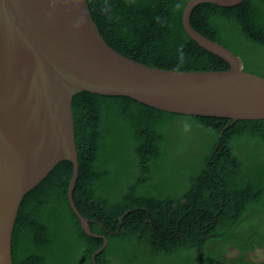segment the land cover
Instances as JSON below:
<instances>
[{
	"label": "trees",
	"instance_id": "1",
	"mask_svg": "<svg viewBox=\"0 0 264 264\" xmlns=\"http://www.w3.org/2000/svg\"><path fill=\"white\" fill-rule=\"evenodd\" d=\"M188 1L87 4L105 42L135 62L174 71L227 70L184 31ZM190 24L239 57L243 70L264 77V0L201 4ZM72 112L73 202L90 231L107 239L96 264H264L245 255L264 251V120L167 113L89 92L72 98ZM71 175V163L61 162L25 195L12 264H93L103 240L86 235L70 208Z\"/></svg>",
	"mask_w": 264,
	"mask_h": 264
},
{
	"label": "water",
	"instance_id": "2",
	"mask_svg": "<svg viewBox=\"0 0 264 264\" xmlns=\"http://www.w3.org/2000/svg\"><path fill=\"white\" fill-rule=\"evenodd\" d=\"M243 0H189L186 34L225 61L221 71H174L135 62L109 46L87 0H0V264H12V236L20 205L61 162L72 165L68 203L84 233L88 219L75 207L78 176L72 98L81 92L128 97L180 115L264 120V77L243 70L239 57L190 24L201 4L233 7Z\"/></svg>",
	"mask_w": 264,
	"mask_h": 264
},
{
	"label": "flooded vegetation",
	"instance_id": "3",
	"mask_svg": "<svg viewBox=\"0 0 264 264\" xmlns=\"http://www.w3.org/2000/svg\"><path fill=\"white\" fill-rule=\"evenodd\" d=\"M89 221V220H88ZM90 222H88V225H89ZM229 251L231 253H237L236 252V249L234 248H229ZM228 255L227 253H225V256ZM232 255H236V254H232ZM245 255H248L251 259L255 258L257 259L258 261H263L264 260V251L261 247L259 248H256V249H253L251 251H248ZM254 260V259H253ZM255 262H258L256 260H254Z\"/></svg>",
	"mask_w": 264,
	"mask_h": 264
},
{
	"label": "rangeland",
	"instance_id": "4",
	"mask_svg": "<svg viewBox=\"0 0 264 264\" xmlns=\"http://www.w3.org/2000/svg\"><path fill=\"white\" fill-rule=\"evenodd\" d=\"M228 255H229V254H228ZM228 255H227V256H228Z\"/></svg>",
	"mask_w": 264,
	"mask_h": 264
}]
</instances>
